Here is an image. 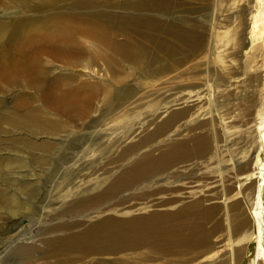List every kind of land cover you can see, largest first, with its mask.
<instances>
[{
  "label": "rangeland",
  "instance_id": "rangeland-1",
  "mask_svg": "<svg viewBox=\"0 0 264 264\" xmlns=\"http://www.w3.org/2000/svg\"><path fill=\"white\" fill-rule=\"evenodd\" d=\"M240 2L243 5L242 10H238ZM184 4L185 12L174 13L172 10L169 12L171 15L165 20L176 28L191 33L194 37L206 33L208 41H218V48L213 45V54L209 53L213 61L208 62L201 55L192 56L185 59L183 64L176 66L182 68L175 67L174 70L163 73L165 78L161 77L162 80L157 76L152 81H146L144 79L146 76L142 74L138 76L136 73L131 74L128 66L130 77H124L125 80L122 78L121 84L111 88L108 93L99 92L98 98L103 100L107 96L108 101L106 103L97 101L90 104L89 116L84 118V113H74L80 111L79 108L76 111H71L63 107L62 96H69L72 92L81 91L85 92V96L91 99L92 93L85 89L81 90L82 84H100V88H103L105 84L98 74L88 76L87 70L82 67L75 68L76 70L73 72L68 69L70 64H66V55L60 51V45L57 50H51L52 48L47 47V51L42 55L46 58H41L44 64L55 70L52 74L49 73L51 76L47 74L44 82L52 84L56 73L60 74L59 81L54 83L55 88L48 94L49 97L44 96L35 86L27 87L26 90L19 87L8 89V84L2 81L8 69V73L12 74L15 64H24V60L29 56L36 43V40L31 42L30 40L36 38L39 33L46 31L49 28V22H46L48 19L44 16L46 14L45 9L39 6L37 0L28 2V10H25V13L18 10L15 1L0 0V185L4 183L7 189L3 192L4 195L10 194L11 190H14L20 199L32 202V205L28 204L26 211H22L24 216L17 222V218L12 220L8 216L0 214V226L4 227L0 228V245H2L0 246V261L8 252V247L12 245L8 239L2 238L1 233L5 231L6 227H13L15 229L9 235H14V240H19L15 244H21L20 241L23 240V243L31 244L29 247H32L34 251L22 261H11L8 264H229L227 262L228 256L226 252H223L222 241L234 229L240 242L247 246L241 264H249L252 259L247 256L250 244H247L245 239L254 230L250 218L251 211L245 204L229 207V209L224 207L223 199L219 196L220 190L215 172L219 161V157L214 156L218 154L217 148L212 155V163H210L213 164L212 168L207 167L210 162L209 158L194 157L188 163L183 162L175 168H166L162 171L163 174L153 175L148 181L129 186L127 190L121 191L108 202L89 204L83 199L74 198L71 202L67 199L70 196L82 195L76 192L81 185L108 176L107 171L116 172L117 167L132 160V157H127L125 163H114L113 159L119 157L124 148L131 147L140 137L152 130L153 126L151 127L149 122L152 119L151 114L157 106L162 111L173 110L174 104L172 102L175 99L186 95L188 91L193 94L198 89L202 90V86L209 80L230 82L236 73H242V77L247 80L253 73L246 71L247 75L246 73L243 74L244 62L251 50L250 22L247 17V9L250 6L249 0H243V2L242 0H218L216 3L213 1L211 7L206 11L202 9L203 5L196 0H184ZM212 7L214 10L211 11ZM37 16L39 17L37 18ZM28 21H32V24ZM33 23L34 25L37 23L35 25L38 26L37 29ZM25 25L27 26L25 27ZM23 27L25 30L31 28V31L30 29L25 31ZM23 31L27 32V35ZM22 39L23 42L21 43ZM77 42L81 48L77 50L74 61H83L86 58L83 59L82 56H87L90 53L88 51L90 49L89 39L78 38ZM29 50L30 52H28ZM26 52L29 54L27 55ZM14 59L17 61H13ZM50 60L53 61L52 64L49 63ZM176 60H182V56H177ZM98 68L95 66L96 71ZM260 71L259 69L260 79L252 82L253 85H239L237 92L238 96L242 97L245 93L252 91L254 93L252 107L248 108L246 102H241L238 105L235 103L237 100H233V98L228 100L229 116L233 111H241L243 114L239 119L242 125L238 131L240 135L245 136V140L249 136H253V129L257 128L259 124L257 115L263 104L262 99H264L262 94L264 72L261 71L260 73ZM101 73L103 74V72ZM74 75H79L76 78L77 81H72L71 76ZM186 83L197 86L195 88L194 85L192 88ZM109 84L112 83L108 81L107 85ZM182 84L186 85H183L186 88H183ZM129 88L137 94V99L143 95H148L146 99L141 100V108L131 110L126 119L123 115H119L113 120H111L112 117H104L105 106L117 100L118 93L120 95L125 94ZM179 88H183V90ZM220 88L223 89L219 85L217 92L214 93L215 99L220 98L218 93ZM155 89L160 90L158 95L155 93ZM234 89L235 87L232 85L229 87L231 92ZM166 90L168 91L165 92ZM179 106L174 105V109L186 107L187 103ZM162 113L165 115V112ZM162 113L161 117L157 118L158 120L164 116ZM35 118L52 124H62L64 128L61 131L59 129L55 134L34 135L29 128L30 126L27 125ZM202 119L204 117H200V120ZM111 121L112 124H110ZM94 122H97L96 128L91 127ZM126 125H129L127 130L124 129ZM98 128L103 129L95 132L94 130ZM249 129H251L250 134L248 133ZM188 133L186 130L183 135L189 137L195 133L205 134L206 131L197 130L192 134L189 133L190 135ZM94 134L97 136L96 140L93 137H85ZM123 135L128 136V138L116 142L115 137L121 138ZM82 139L86 140L83 148L80 149L82 151L81 157H78L73 148ZM176 140L175 135L167 134L164 138L144 148L140 147L138 154L141 158L144 156L153 159L158 158L161 155H166ZM236 144V147H239L243 142L237 141ZM43 145L48 147L47 151L42 148ZM191 146L193 145L191 144ZM103 147L108 148L109 151L99 158V152ZM227 157H229L228 154ZM82 163H84L83 169L74 178L57 185V189L60 185V206L55 208L51 215H49V211L44 212V210L36 214L39 200L54 186L52 179L59 174L60 176L65 174L61 179L63 182L68 179L67 173ZM10 167L13 168V173L6 174V170ZM178 174L181 177L175 179ZM204 177H206L205 181ZM186 178L193 181L192 187H187L178 193L156 194V190L177 185L179 179L184 180ZM25 188L29 193H35L38 195L37 197L41 196V198L37 200L30 198L29 193L23 191ZM94 194L95 192H90L85 196L91 197ZM67 207L72 208L73 213L68 212ZM1 211L2 209H0ZM179 211H184V216L178 225V233H188L194 225L197 228L198 235L193 244L170 248L168 244L158 246L153 241H146L114 252L92 254L66 249H60V253H53L48 245L51 240L80 236L85 231L97 227L102 221L112 218L113 215L115 217L120 215L121 217L139 218L158 214L162 215L160 218L165 222L168 214ZM187 213H191L193 218ZM165 226V224L162 225V227ZM202 235L206 241H203ZM21 237L22 239H19Z\"/></svg>",
  "mask_w": 264,
  "mask_h": 264
},
{
  "label": "bare ground",
  "instance_id": "bare-ground-1",
  "mask_svg": "<svg viewBox=\"0 0 264 264\" xmlns=\"http://www.w3.org/2000/svg\"><path fill=\"white\" fill-rule=\"evenodd\" d=\"M12 1H15L20 12L25 13V10H28V2L30 0ZM37 1L39 6L46 11L44 16L48 19L46 22H49V26L47 25L49 28L43 33H39L37 37L34 35L36 38H32L30 42L36 40V43L31 52L30 50L28 51L30 54L26 52L29 56L27 57L26 55L27 58L24 60V64H13L14 70L12 74L8 73L9 69L7 68L8 71H6V75L2 81L8 84V89L14 87L25 89L35 86L44 96L49 97L48 94L55 88L54 83L59 81L60 74L56 73L52 84L44 82L47 74L50 72L52 74L55 70L49 68V65L47 66L44 64L41 58H46L44 56L42 57V55L47 51V47L52 48L51 50H57V47L60 45V51L66 55V64H70L68 69L73 72L76 70L75 68L82 67L84 70H87L88 76L98 74L103 84H105L103 88L99 87L100 84H82L81 90L85 89L90 91L92 93L91 99L85 96V92L83 93L81 91L72 92L69 96H62L61 103L63 107L71 111H76L79 108L80 111L74 113H84V118L89 116L90 104L97 101H103V103L108 101L107 96H105L103 100H100L98 98L99 92L108 93L111 88L121 84L122 78L125 80V78L130 77L128 74V66L130 67L131 74L136 73V76L142 74L146 76V78H144L146 81H152V79L157 76L159 78H165L163 73L174 70L176 66L183 64L185 59L192 56L197 57L201 55L202 57L204 56V60L208 62H210V60L213 61L209 53L213 54V45H215V48H218L219 44L218 41H208V39H206V33L194 37L191 33L182 31L165 20L166 17L171 15L169 12L172 10L174 13H179V11L185 12L184 0ZM196 1L202 4V9L206 11L211 7L213 1L216 3L218 0ZM249 3L250 6H248L247 9V17L250 22L251 50L250 54L246 56L243 70V74L246 73V75V71L253 72L252 74L249 73L251 75L248 79L245 80L241 75L242 73H236L230 82L223 80L213 82L209 80L205 85L201 83L204 89L202 86V90L198 89L193 94H190V91H188L186 95L181 98L178 97L179 99H175L172 102L175 106L187 103L186 107L179 108V106L176 107L177 109H174L173 105V110L162 111L160 107L157 106L152 112V119L149 122L151 127L153 126L152 130L145 136L140 137L131 147L124 148L119 157L117 156L113 159L114 163H125L124 161L127 157H132V160L129 163L117 167L116 172H113V170L107 171L106 173L108 176L81 185L76 192L82 195L68 197L67 199L69 202L74 198L78 200L83 199L89 204L95 202H108L121 191L127 190L129 186L148 181L153 175L163 174L164 172L162 171L166 168H175L183 162L188 163L194 157L209 158L210 162L207 167L212 168L213 164L210 163H212V155L215 148H217L218 154L214 156L219 157L218 166L215 171L220 190L219 196L222 197L225 208L229 209V207H238L241 204H245L250 209V218L254 230L253 233L245 239L247 244H250L247 256L252 259L249 264H264V99H262L263 104L257 115L259 124L257 128L253 129V136H249L246 140L245 136L240 135L238 131V128L242 125V122H239L240 117L243 116L242 112L233 111L231 116H229L227 106L228 100L233 98V100H237L235 103L238 105H240L241 102H246L248 103V108L252 107L254 93L249 91L242 97L238 96L237 92L239 85H251L252 82H256L260 79L259 69L264 72V0H249ZM242 9L243 5L240 2L238 10ZM212 10H214L213 7L211 8V11ZM38 17L39 16H37V18ZM36 24L37 23H35V25ZM27 25H25V27ZM35 25L33 23V26ZM25 27H23L24 30ZM27 27H29V25ZM37 27L35 26L36 29ZM29 29L31 31V28L26 30L28 31ZM35 33L33 32V34ZM25 34L27 35V32H25ZM78 38L89 39L90 43V49L88 50L90 53H88L87 56H82L83 59L86 58L83 61H74L77 56V50L81 48L77 42ZM22 42L23 39L21 43ZM179 55L182 56V60H176ZM51 56L53 57V55ZM17 60L14 59L13 61L16 62ZM51 62L53 61L50 60L49 63ZM100 64L101 66H99ZM185 64L187 63L185 62ZM95 66L99 67L98 71L95 70ZM101 72H103V74ZM78 76H71L73 79L72 81H77L76 78H78ZM108 81L112 84L107 85ZM183 85L184 84H182V87ZM194 85L196 88L197 85ZM194 85L187 86L192 87ZM219 85L223 87V89L220 88L218 90L220 98H222L215 99L214 93L217 92ZM231 85L235 87L233 92L229 90ZM183 88L179 89L183 90ZM159 91L160 90L155 89L157 95ZM167 91L168 90L165 92ZM262 94L264 98V86ZM147 97L148 95H143L137 99V94L134 90H131V88H129L125 94L120 95L118 93L116 97L117 100L105 106L104 117H112L111 120H113L115 117L123 115L124 119H126L127 114L131 110H138L141 108V100ZM137 102L138 104H136ZM236 108H238V106H236ZM161 111L165 112V115ZM158 112L159 114H157ZM161 113L164 116L158 120L157 118L161 117ZM200 117H204V119L200 120ZM42 122L44 124H40ZM110 124H112V121ZM27 126H30L29 128L34 135H40L42 133L55 134L59 129L61 131L64 128L62 124L48 123L47 121H42L40 118L31 120ZM128 126L129 125H126L124 129L127 130ZM91 127L96 128L97 122H94ZM101 129L103 128H98L94 131L98 132ZM186 130L190 134L197 130H205L206 133H195L189 136V138L183 135V132ZM189 133L188 135H190ZM248 133H251V129H249ZM167 134L175 135L177 140L166 155H161L155 159L148 156L140 157L138 154L140 147L144 148L164 138ZM85 137H93L94 140L97 139L95 134ZM127 138L128 136L124 135L121 138L116 136L115 140L119 142ZM85 140L86 139L80 140L76 144L77 146L73 148L78 157H81L82 151H80V149L83 148ZM237 141H242L243 144L236 147ZM191 144L193 146H191ZM42 148L45 149V151L48 150V147L45 145H43ZM108 151V148L103 147L99 152V158L108 153ZM227 154L229 157H227ZM83 167L84 163L68 172V179L63 182H61V179L65 174L61 176L59 174L56 178L52 179L54 186L45 193L41 200H39L37 210L35 209L37 211L36 214L44 210V212L49 211V215H51L55 208L60 206V185L74 178ZM12 170V167L8 168L6 174L13 173L14 170ZM179 177L181 176L178 174L175 179ZM203 179L205 181L206 177ZM177 183V185H173L166 189L156 190V194L178 193L180 190H184L187 187L190 188L194 184L190 178L184 180L179 179ZM58 184H60L59 189H57ZM6 190L4 183H2V185H0V209H2L0 214L8 216L12 220L17 218V222L24 216L22 211H26L28 204L32 205V202L25 201L26 199H20L14 193V190H11L10 194L4 195L3 192ZM23 191L29 193L26 188ZM90 192H95V194L91 197H86L85 195ZM36 193L39 194L38 191H36ZM28 196L35 200L41 198V196L37 197L38 195L32 192L29 193ZM67 211L73 213L70 207H67ZM183 212L184 211H179L168 214L165 218V222L160 218L162 215L158 214L146 215L139 218L121 217L120 215L115 217V215H113L112 218L102 221L97 227L85 231L80 236L51 240L48 245L53 253H60V249H66L80 250L85 254H92L114 252L121 248L146 241H153L158 246L168 244L170 248H174L178 245L193 244L198 235L195 225L192 226L188 233H178V225L184 216ZM187 215H191L193 218L191 213H187ZM163 224L166 226L162 227ZM0 228L4 227L1 225ZM14 229L13 227H6L5 231L1 233V236H3L2 238L8 239L9 243L12 245L8 247V252L2 257L0 264H8L11 261L17 260L18 262L22 261L24 258L29 257L34 251L32 247H29L31 244H25L23 240L20 241L21 244H15V242L19 240H14V235H9ZM19 239H22V237ZM202 239L206 241L203 235ZM2 243H4V241H2ZM222 243L223 252H226L229 259L227 262L229 264H241L246 254L247 246L240 242L237 237V232L232 229L223 239Z\"/></svg>",
  "mask_w": 264,
  "mask_h": 264
}]
</instances>
